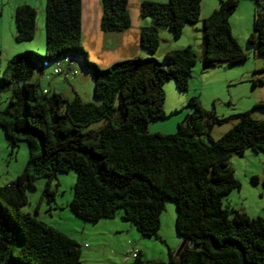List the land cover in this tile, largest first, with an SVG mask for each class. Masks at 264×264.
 <instances>
[{
	"label": "trees",
	"instance_id": "1",
	"mask_svg": "<svg viewBox=\"0 0 264 264\" xmlns=\"http://www.w3.org/2000/svg\"><path fill=\"white\" fill-rule=\"evenodd\" d=\"M101 3L102 31L131 27L129 0ZM239 4L240 0H220L219 8L202 18V0L142 1L140 15L152 17L154 23L141 28L139 44L155 53L161 42L158 26L180 38L187 24L201 21L203 68L234 66L248 58L230 23ZM15 27L17 41L34 39L37 9L29 4L16 7ZM45 31V55L18 53L0 74V85L22 83V88H14L11 107L0 111V127L14 150L21 141L29 147L23 172L0 186V264L81 263L82 249L73 237L22 210L38 178H47L43 194L54 198L52 182L72 169L77 178L70 207L86 222L113 219L122 211L121 219L143 237H159L165 204H175L176 232L188 242L178 257L170 252L166 264H264V217L229 210L221 199L240 187L229 166L231 157L244 155L248 148L264 152V120L250 111L239 113L238 122L215 140L213 126L230 118L206 111L193 96L189 106L196 113L187 114L175 133H151V122L167 117L165 82L174 79L179 91H188L198 61L192 46L167 51V68L154 57L138 56L102 69L83 47L81 0H46ZM248 44L264 56L260 8L254 11ZM72 53H81L94 75L95 102H83L77 92L74 99L61 93L48 96L32 80L43 73L44 61L55 64L62 57L71 59ZM117 111L120 119L115 118ZM101 120L105 123L100 128L86 129ZM123 264L145 261L138 252L132 263Z\"/></svg>",
	"mask_w": 264,
	"mask_h": 264
},
{
	"label": "rangeland",
	"instance_id": "2",
	"mask_svg": "<svg viewBox=\"0 0 264 264\" xmlns=\"http://www.w3.org/2000/svg\"><path fill=\"white\" fill-rule=\"evenodd\" d=\"M35 1L38 3L39 0ZM10 7V0H0L2 33L0 74L4 73L8 62L16 54L30 50L45 55L47 48L45 25L42 37H39L38 30L34 39L30 41H17L14 36L11 37L10 24L15 25V15L13 14L11 19ZM256 8L264 10L256 0H242L230 17L233 36L248 53L245 61L231 67L218 64L209 69L203 68L199 58L202 55L201 21L186 25L180 38L173 37L168 27L158 26L161 39L158 50L149 53L146 49H142L141 52L144 53L141 57H154L167 68L164 61V54L167 51L192 46L198 55V61L192 69L187 92L179 91L174 79L165 82L163 108L167 117L152 121L149 125L151 133H161L158 131H163L162 134L175 133L178 123L183 121L187 114L196 113L195 109L189 106V100L193 96L199 98L206 111L214 112L220 118H230L213 126L211 135L215 140L221 138L238 122L235 116L239 113L250 111L254 118L264 120V106H257L264 105V56L255 54L254 49L248 44V38L253 31V15ZM110 42L111 60L107 64L102 58L99 46H94L96 40L90 42L87 39L83 47L89 60L103 69L118 61L136 57L135 51L117 47L119 44L114 45L113 40ZM70 56L71 64L64 62L63 57L56 64L65 73L75 72V76L70 75L67 78L65 73L54 75L51 66L45 68L43 73H36L32 80L38 81L40 91L46 89L48 96L59 93L55 92L57 88L62 90V95L68 99H74L76 97L74 91H77L83 102H95L93 73L84 66L81 53H72ZM18 87L22 88V83L0 85V111L11 107L14 88ZM115 106H118V101ZM115 118L120 119L118 111L115 112ZM104 123V120L94 122L86 129H98ZM28 160V144L21 141L19 147L14 150L4 129L0 127V186L16 179L27 166ZM229 166L240 187L221 197L223 206L229 210L244 211L252 218L264 217V152H254L248 148L242 156L233 155ZM76 178L77 173L73 169L59 173L51 184V189L57 191L54 198L43 194L47 186V178H38L35 181V188L29 189V203L23 206L22 210L32 213L45 224L73 237L82 249L80 264L132 263L135 258L134 253L138 252H141L145 264H166L170 261V252L176 257L182 238L175 229L176 208L173 202L167 201L160 215L159 237H143L130 222L120 221L126 227L117 228L105 226L104 223H98L99 221L98 224L86 222L77 217L70 207ZM118 214L117 217H120L122 211ZM232 215L233 212L230 213V216ZM20 242L21 240L18 239L19 245Z\"/></svg>",
	"mask_w": 264,
	"mask_h": 264
},
{
	"label": "crops",
	"instance_id": "3",
	"mask_svg": "<svg viewBox=\"0 0 264 264\" xmlns=\"http://www.w3.org/2000/svg\"><path fill=\"white\" fill-rule=\"evenodd\" d=\"M145 0H129V12L131 15V27L122 32H104L100 28V19L102 16V3L101 0H97L94 2L93 0H81L82 2V42L84 43L87 39L91 42L93 39L96 40L94 46H99L101 49L102 58L105 59L104 62H110L111 55V42L113 40L114 45L119 44L117 47L130 49V51H135V56H143L141 52L143 51L139 44V35L140 30L144 26H150L154 23L151 17H143L140 15L139 6L140 3ZM157 2H168L167 0H151ZM242 0H240L241 2ZM29 4L34 6L37 9V25L39 37H42V33L44 32L45 25V9H46V0H39L38 3L35 0H10L11 5V19L13 18V14L15 15V9L19 5ZM220 5V0H202V18L208 17L214 10L218 9ZM250 9V6L247 5ZM250 10H253L252 8ZM255 11V10H254ZM2 14V13H1ZM13 21L11 20V23ZM194 24V23H193ZM188 25V24H187ZM11 37H15L16 27L13 23L10 24ZM1 29H0V37H1ZM108 40V43H106ZM118 42V43H116ZM108 45V46H107ZM115 48V47H114ZM245 48V47H244ZM202 56V55H201ZM201 56L199 58H201ZM46 90V89H45ZM44 90V91H45ZM55 92L63 93L62 90L55 89ZM77 91H74V93ZM76 94V93H75ZM79 94V93H77ZM163 133V131H158ZM119 219V220H116ZM119 221V222H118ZM127 222L121 219V217H115L113 219H102L98 223H104L103 225L117 228H125V224H121V222ZM97 223V224H98ZM118 264V263H114Z\"/></svg>",
	"mask_w": 264,
	"mask_h": 264
},
{
	"label": "built area",
	"instance_id": "4",
	"mask_svg": "<svg viewBox=\"0 0 264 264\" xmlns=\"http://www.w3.org/2000/svg\"><path fill=\"white\" fill-rule=\"evenodd\" d=\"M260 1H261V3L264 4V0H260ZM64 62L70 64L71 59H70L69 57H65V58H64ZM43 65H44L46 68L52 66V67H53V68H52V69H53L52 72H53L54 75H59V74L65 73L64 70H63L58 64H56V63H55V64H50L48 61H44ZM70 72H71V71H70ZM65 75H66L67 78H68L70 75L75 76V72H71V73L66 72ZM44 92L46 93L47 91L45 90ZM134 256H137V253H134Z\"/></svg>",
	"mask_w": 264,
	"mask_h": 264
},
{
	"label": "water",
	"instance_id": "5",
	"mask_svg": "<svg viewBox=\"0 0 264 264\" xmlns=\"http://www.w3.org/2000/svg\"><path fill=\"white\" fill-rule=\"evenodd\" d=\"M188 240L187 239H182V242L179 246V248L177 249V252H176V256L178 257L180 252L183 250V248L185 247V245L187 244Z\"/></svg>",
	"mask_w": 264,
	"mask_h": 264
}]
</instances>
